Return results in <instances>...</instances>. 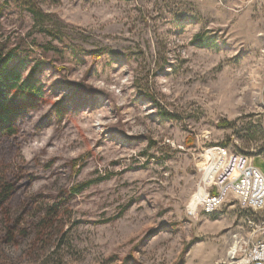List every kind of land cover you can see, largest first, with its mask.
I'll return each instance as SVG.
<instances>
[{"label":"rangeland","instance_id":"rangeland-1","mask_svg":"<svg viewBox=\"0 0 264 264\" xmlns=\"http://www.w3.org/2000/svg\"><path fill=\"white\" fill-rule=\"evenodd\" d=\"M26 4L46 14L39 25ZM0 9L11 66L26 78L39 62L42 86L18 97V148L0 153V264H225L264 214L232 195L212 213L193 201L210 147L264 172V0ZM199 33L212 43H192Z\"/></svg>","mask_w":264,"mask_h":264},{"label":"built area","instance_id":"built-area-1","mask_svg":"<svg viewBox=\"0 0 264 264\" xmlns=\"http://www.w3.org/2000/svg\"><path fill=\"white\" fill-rule=\"evenodd\" d=\"M203 158L202 178L196 195L197 208L214 212L230 195L255 213L264 214V172L249 155L228 152L220 146L210 147ZM253 225V226H252ZM252 233L236 234L225 264H264V220L251 222ZM261 230L262 237L255 238Z\"/></svg>","mask_w":264,"mask_h":264},{"label":"trees","instance_id":"trees-1","mask_svg":"<svg viewBox=\"0 0 264 264\" xmlns=\"http://www.w3.org/2000/svg\"><path fill=\"white\" fill-rule=\"evenodd\" d=\"M20 1L21 0H17ZM24 4V2H23ZM25 5V4H24ZM34 17L36 24L39 25V21H43L46 14L33 4H26L24 6ZM2 10L0 9V17ZM44 25V24H40ZM41 31H48L46 27H41ZM192 43L199 46H209L212 43L210 37L203 33L196 34L192 39ZM17 47H9L6 42L0 40V153L2 150L14 151L18 146L15 144V139L19 134V123L21 122V115L24 111V106L19 101V96L36 97L41 95L42 86L37 85L35 75L39 70L40 63H36L32 66L30 73L26 78H23L21 70L16 66H11L16 55ZM101 51H96L95 56H101ZM14 92L13 95L11 93ZM61 117L60 109H58ZM13 170L11 173L12 180L17 182V175L19 173V167ZM78 171V170H77ZM106 177H99L90 179L69 189V195L63 199V202H69L74 196L80 193L83 189L91 184L106 179ZM10 179V180H11ZM30 181V179H29ZM28 183V180L26 181Z\"/></svg>","mask_w":264,"mask_h":264},{"label":"bare ground","instance_id":"bare-ground-1","mask_svg":"<svg viewBox=\"0 0 264 264\" xmlns=\"http://www.w3.org/2000/svg\"><path fill=\"white\" fill-rule=\"evenodd\" d=\"M203 158H207V155H206V156L204 155ZM203 164H204V163H203ZM203 164H202V165H203ZM193 206H194L195 208H197V199H196V198H195L194 201H193Z\"/></svg>","mask_w":264,"mask_h":264}]
</instances>
